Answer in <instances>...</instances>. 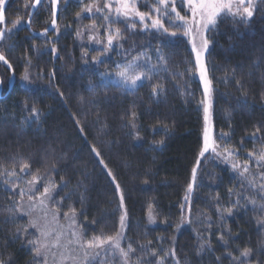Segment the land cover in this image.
I'll return each mask as SVG.
<instances>
[{
	"label": "trees",
	"instance_id": "obj_1",
	"mask_svg": "<svg viewBox=\"0 0 264 264\" xmlns=\"http://www.w3.org/2000/svg\"><path fill=\"white\" fill-rule=\"evenodd\" d=\"M96 1L84 0V4ZM26 2L31 4L32 0H11L6 16L16 10L25 19L29 11L25 8ZM256 5L254 16L246 23L231 16L219 21L218 27L209 34L213 45L207 54L214 86V134L229 133L230 139L219 141L229 147H238L243 141L240 157L244 158L249 152L258 154L264 147V139L253 140L250 136L260 126V135L264 137V0H256ZM81 7L77 0H68L66 4L62 0L58 40L54 30L46 37H35L22 27L16 37L6 36L0 41V51L12 63L15 81L12 85L5 84L0 93V260L5 264H42L28 244V241H37V234L29 228L25 238L23 230L30 223L14 208L19 205L21 196L10 186L9 177L4 173L5 169L11 171L14 167L19 171L22 162L32 164V173L37 169L43 172L48 166L46 160L56 162L58 171L50 173L52 179L57 184L62 177L68 181L60 196L68 192L73 195L60 203L56 202L60 200L57 196L51 205L57 213L76 209V222L80 233L84 234L83 240L101 232L110 235L115 231L120 215L119 211L114 212L118 196L114 183L90 150L94 146L124 192L128 212L126 237L137 248L136 254L130 257L133 264L138 258H143V264H158L159 257L148 256L138 245L152 241L153 247L148 252L160 247L168 250L173 247L170 243L173 237L175 255L165 257V264H231L223 255L225 247L217 242L216 224L211 233L214 251L206 250L197 255V234L203 232V226L195 222L203 216L211 217L218 224L214 197L219 195L222 208L230 206L229 200L236 198L229 197L228 189L238 191L240 178L227 165L213 160L202 164L201 186L191 202L193 223L182 224L179 231L175 229L180 223L181 203L191 169L196 164L203 128L202 110L196 107L203 98L202 86L197 78H190L185 72L194 63L186 39L167 37L160 41L151 32L130 35L123 48H129L135 41L138 48L131 55H136L140 45L148 46L150 54L159 47L166 55L167 70L161 66L151 82L145 81L134 92H124L114 83L90 89L89 82L98 84L99 72L111 69L119 54L116 48L110 51V58H102L103 64L91 63V58L101 49L86 46L75 36V31L94 21L99 25L102 19L86 14L76 19L75 14ZM50 19L51 9L45 0L34 14L31 27L42 30ZM114 25L124 28L122 23ZM51 40H57L59 58H54L45 47ZM9 44H12L10 48ZM33 44L39 46V51L31 48ZM26 54L32 60L29 71L33 82L22 86L20 77L26 67ZM85 59L89 64L83 63ZM10 76L8 67L0 62V78ZM157 83L166 91L154 97L151 88ZM33 106L40 110L38 118L30 115ZM130 112L137 113L133 122L138 138L136 130L129 127ZM161 140L163 144L155 143ZM27 177L31 178V174ZM78 181H83L79 189ZM244 194L255 198L252 190ZM150 204L155 223L148 221ZM258 220H264V211L253 210L252 205H248L246 211L226 215L224 226L230 228L235 237L229 241L227 251L238 255L236 249L245 246L257 250L264 243V226L258 224ZM17 229H20L19 234ZM158 237L166 238L162 245L157 242ZM126 243L123 241L124 247ZM218 256L221 257L219 262ZM256 259L254 255L251 264H256ZM259 260L264 264V255H259Z\"/></svg>",
	"mask_w": 264,
	"mask_h": 264
},
{
	"label": "snow or ice",
	"instance_id": "obj_2",
	"mask_svg": "<svg viewBox=\"0 0 264 264\" xmlns=\"http://www.w3.org/2000/svg\"><path fill=\"white\" fill-rule=\"evenodd\" d=\"M47 4L51 9V19L50 27L57 33V40L60 34V29L58 25V6L61 4L62 0H46ZM68 0H63L66 4ZM79 4L82 5L79 12L75 14L76 19H80L83 14H91L92 16L99 15L102 19L101 24H97L95 21L90 25L84 26V31H97L98 29H103L106 35L105 40H97L94 36H89L90 41H94L96 44L102 45V48L98 55L91 58V63L95 65L103 64L102 59L109 51H115L117 47L122 49L124 53V62L115 63V70L109 71L105 70L99 72V83L94 84L89 82L90 89H95L96 87H107L108 84L114 83L118 85L124 92H134L139 86L145 81L151 82L152 76L158 74L160 67L164 66L167 70V58L163 53L161 48H155V55L157 58V64L151 63V55L148 51H140L138 55L133 56L131 59H127L132 52L137 51V44L135 41L132 42L129 48H123V44L127 43L130 35H140L141 33L151 32L155 39L164 41L167 37H188L191 45V54L194 56V63L191 69H185L190 78H197L202 84V99L198 101L196 107L198 110H202L203 128L201 136V145L199 152L197 154V160L195 166L191 169V177L187 182L185 188V194L183 196V201L181 203V217L180 223L175 225L176 231H179L182 224H192V207L191 202L195 196L197 189L200 188L201 183V166L205 161L213 160L219 161L221 163L229 164L231 169L240 178V189L237 191L234 188L228 189L229 197L235 196L234 200H229V205L227 207H221L220 197L217 195L214 197L215 200V210L219 219V223L212 220L211 217H200L195 222L200 223L203 226V232L197 234V255H200L207 251H214L211 244V233L213 231V225L216 224L215 231L218 232L216 237L217 242L223 245L226 249L224 256L228 257L231 264H251V259L254 255L257 256L256 264H261L259 260V255H264V243H261L257 250H254L250 246H245L242 249L237 248L235 255L231 251H227L229 247V241L235 239L232 235L231 229L224 226L223 221L227 216L234 215L237 211L247 210L248 205L253 206V210L264 211V147L259 149L258 154L249 152V158L255 156L256 167L260 169L258 175L254 174L250 169L249 163L247 161L240 162L236 159L240 155V149L243 147V141L237 146H227L226 144H221L219 141H227L230 139V134L225 132H220L218 135L214 134L212 126V108H213V80L209 75V67L207 61V54L213 45V40L209 38V34L213 33L218 27L220 20L227 16L232 18L239 17L240 22L246 23L253 16L256 10L255 0H153V3L148 4L146 0L145 6L148 7V11H140L138 4L141 0H104L103 5L99 3L84 4V0H77ZM182 7L186 8V14L182 15L180 11L177 10V3ZM6 3L7 0H0V41H3L6 36L13 32V30L21 24L22 17H18L16 20L12 21V28H6L4 25L7 23L6 18ZM45 0H32L31 4L26 2L25 8H31L32 11L27 12L28 19L23 21L27 26H31L32 16L36 6L42 5ZM247 5V6H245ZM187 13H190L188 15ZM167 22V23H166ZM123 24L124 28L113 27L114 24ZM140 25L138 28L137 25ZM66 27H69L66 25ZM174 29V30H170ZM49 27L44 28L43 32L39 33L40 36H47L49 32ZM127 33V34H126ZM83 31L77 29L75 31V36L81 38ZM57 40L49 41L48 45L45 47L50 51L54 58H59V51L56 47ZM140 47H143L140 45ZM32 49L39 51V46L33 44ZM84 56L87 54L84 53ZM26 67L23 74L20 77L22 86H27L31 84L32 78L30 74V68L32 67V60L29 55H25ZM0 62H3L9 69H12V63L8 60L7 56L3 51H0ZM85 65L89 64V61L85 59L83 61ZM55 73H51L54 77ZM174 75L183 76L184 73H174ZM14 73L13 76L7 79L0 78V88L5 84H14ZM240 85V82L237 81ZM242 86V85H241ZM166 89L163 85L157 83L152 85L151 95L158 97L161 92H165ZM63 96V93H59ZM30 115L32 117L38 118L40 115V110L36 107L30 109ZM131 120L129 121V127L136 130L138 138V129L136 124L133 122L136 119L137 113H129ZM77 123H79L77 121ZM82 131V128H81ZM261 127L257 126L255 131L250 134L253 140L264 139L260 135ZM157 145L163 144V141L155 142ZM94 156L97 158L98 163L102 166V169L106 171V174L110 177L111 182L115 185V192L118 196V204L115 211H119L120 215L116 223L115 231L108 235L101 232L98 235H93L87 240L81 238L82 233H78L75 230L70 232V236L75 239H69L67 241V251L71 252L73 246L82 250L83 255L86 258V264H96L98 258H100V264H105L104 257H111L113 260L119 259L122 264H133L130 257L135 255L137 248L133 247V242L127 240L126 229L128 227V212L125 206V196L121 185L116 182V177L108 165L101 158V153L94 146L90 149ZM32 163H36L33 161ZM47 167L41 172L37 169L35 173H32V164L28 162H22L19 167V173L17 175L15 167L9 171L4 170L7 177L16 178L20 180L24 175L31 174V179L24 181L28 186L29 192V202L33 208L39 205L42 209L45 203H51L56 201V197L60 196V192L68 186V181L63 177L61 178L60 184H57L51 177V172H57L58 168L54 160H46ZM260 181L259 183L257 181ZM17 186H14V188ZM83 187V181L77 182V189ZM43 189L42 191L40 189ZM248 190L255 191L256 195L259 197L261 203H257V199L250 198L244 193ZM87 191V188H84ZM19 195L21 198L24 195V190L21 189ZM73 193L68 192L65 195L60 196V200L57 203L62 202L66 199H71ZM84 197L81 195L80 202L83 203ZM245 201L241 204L240 201ZM14 208L18 211L23 209L18 205H14ZM153 205H149L148 221L149 223H155L156 218L152 214ZM45 213V217H46ZM54 217L57 215H63L66 218H70L72 224L70 227L76 226V216L77 212L75 208H70L67 213H54ZM96 224L97 221H92ZM167 223V221H164ZM258 224L264 226V220H258ZM39 229L40 235L47 241L48 237H54L50 242L42 241H28V244L32 246V251L36 257H42L43 253L55 248L60 249L62 247L61 237L62 233H57L53 230H45L41 227L40 221L32 220L27 228L23 231L26 234L28 229ZM20 229H17L19 234ZM207 233V235H205ZM227 237V239L225 238ZM19 238V236H17ZM165 237H158L157 242L162 245ZM122 241H127L126 247L122 246ZM170 243L173 244L171 249L165 250L163 247L159 249L148 252L149 248L153 247V242L148 241L147 244H139L138 248L141 252H146L148 256L152 258L159 257L158 264H165V257L175 255V237L172 238ZM163 252V256H159V253ZM64 260H75V256L63 255L61 256ZM217 262L221 260V257H216ZM0 264H5L3 260H0ZM43 264H47L46 258ZM135 264H143V258H138Z\"/></svg>",
	"mask_w": 264,
	"mask_h": 264
},
{
	"label": "rangeland",
	"instance_id": "obj_3",
	"mask_svg": "<svg viewBox=\"0 0 264 264\" xmlns=\"http://www.w3.org/2000/svg\"><path fill=\"white\" fill-rule=\"evenodd\" d=\"M10 1L11 0L8 1L7 5L9 4ZM146 2L148 4H151V3H153V0H146ZM255 2H256V0H255ZM96 3H99L102 6L103 3H104V0H97ZM7 5H6V7H7ZM60 6H61V4H60ZM245 6H247V5H245ZM138 7H139L140 11L147 12L149 10L148 7L145 6L144 0H141V3L138 4ZM38 8H39V6H38ZM38 8H37V10H38ZM29 10H30V8H29ZM177 10L180 11V13L182 15L186 14V11H187L185 7H182L179 4V2L177 3ZM36 11H35V13H36ZM187 14L190 15V13H187ZM86 15L89 16V17L92 16L91 14H86ZM18 17H22L23 18L22 22H21L20 25H18L13 30V32H11V33H9L7 35L8 37H10L11 35H14L16 37L18 32L20 31V29L22 27H24L25 23H23V21H26L27 18H28V16L26 15V17L24 19V15L23 16L18 15L16 10H11L10 12H8V14L6 16V18H7V25L5 26L6 28H12L13 25H12L11 22L16 20ZM90 24H92V22ZM90 24H88V25H90ZM113 27H116V26L113 25ZM137 27L139 28L140 25L138 24ZM31 29L33 31H37V30H34L32 27H31ZM81 30L83 31V35L80 38L82 43L87 44L86 46H91V47L93 46V47H95L97 49H101L102 48V45L96 44L94 41H90L89 40V36H94L97 40H105L106 39V35H105L104 32L102 34V30L103 29H101V30L98 29L97 31L89 32V31H84V26H83L81 28ZM170 30H174V29H170ZM29 35L34 36L31 33ZM55 35H57L56 32H55ZM184 38L186 39L189 47L191 48V45H190V42H189V38L188 37H184ZM11 45L12 44H9L8 48H10ZM147 48H148V46L139 47L140 51H148ZM117 50H118V54L119 55H118V57L114 58L113 67L111 69H104V70H102L100 72H103L105 70L114 71L115 70V63L124 62V60H123L124 53H123L122 49L117 47ZM138 53L136 55H138ZM136 55L128 56L127 59H131L133 56H136ZM149 55H151V57H152L151 63L152 64H157L156 63L157 58H156L155 52H154V54L153 53L152 54L149 53ZM110 57L111 56H110V51H109L108 54L105 55L103 58H110ZM193 58H194V56H193ZM201 86H202V84H201ZM212 126H213V121H212ZM213 131H214V129H213ZM244 156H246V155H244ZM236 159L239 160L240 162L247 161L249 163V166H250V169L252 170V172L254 174L258 175L260 169H258L256 167L255 157L249 158V156H247L246 158H244V157H240V155H239L238 157H236ZM216 162H219V161H216ZM223 164H225V163H223ZM225 165H227L231 169L229 164H225ZM16 172H17V175H21L19 173V171H16ZM30 179L31 178H28L27 175H24L23 178L20 179V180H17L16 178H10V177L8 178L10 186L13 188V190L16 193H18V195H19L21 189L24 190V195H23L22 198H20L21 201L19 202V206L23 210L19 211V214L21 216L26 217L27 220L29 221V223L32 220H37L38 219L40 221V223H41V227L42 228H44V226L47 225V228L45 230H53V231H55L57 233H62L63 234L62 237H61L62 247L60 249L52 248V249L44 252L42 257H39L41 259L42 264H43V261H44L45 258H46L47 264H86V258L83 255L82 250H78L74 246H73L71 252H68L66 250L67 249V241L69 239H72V240L75 239L74 237L70 236V232L72 230H75L78 233H80L79 228L76 227V226L70 227V225L72 224V221H71L70 218H66L65 217L64 219H62L60 217V215H57V216L54 217L53 214L57 213V212L53 209L51 203L46 202L45 206L43 207V209L39 205H37L35 208H33L32 205L29 202L28 186L24 183V181L30 180ZM257 182L259 183L260 181L258 180ZM14 186H17V187L14 188ZM253 194H255V199L259 200V197L256 195L255 191H253ZM260 203H261V201H260ZM45 213L47 214L46 217H45ZM34 231L37 234V240H39V241L50 242L52 239H54V237L50 236V237H48L47 241H45V238L40 235V230L39 229H34ZM81 238H82V236H81ZM122 246H123V241H122ZM62 254L63 255L75 256V260H64V259L61 258ZM104 261H105V264H122L121 260H119V259L113 260L111 257H104ZM96 264H100V258L97 259Z\"/></svg>",
	"mask_w": 264,
	"mask_h": 264
},
{
	"label": "water",
	"instance_id": "obj_4",
	"mask_svg": "<svg viewBox=\"0 0 264 264\" xmlns=\"http://www.w3.org/2000/svg\"><path fill=\"white\" fill-rule=\"evenodd\" d=\"M8 1L9 0H7V3H8ZM7 3H6V5H7ZM39 6V5H38ZM38 6H36V8H35V10H34V13H35V11L37 10V8H38ZM59 9H60V5L58 6V16H59ZM29 11H32V9L30 8V10ZM34 15V14H33ZM33 17V16H32ZM28 19V18H27ZM6 26V24L4 25V27ZM26 27L28 28V30L30 31V33L32 34V35H34V36H40V35H38L39 33H41V32H43V30L44 29H42V30H40V31H33L32 29H31V27H29V26H27L26 25ZM47 27H49V32L48 33H50L51 31H53L52 29H51V27H50V24L47 26ZM47 33V34H48ZM9 69V68H8ZM9 71H10V73H11V76H13V70L12 69H9ZM0 93H1V88H0Z\"/></svg>",
	"mask_w": 264,
	"mask_h": 264
},
{
	"label": "flooded vegetation",
	"instance_id": "obj_5",
	"mask_svg": "<svg viewBox=\"0 0 264 264\" xmlns=\"http://www.w3.org/2000/svg\"><path fill=\"white\" fill-rule=\"evenodd\" d=\"M6 25H7V23H6ZM24 28H26V30L29 32V34H30V31L28 30V28L26 27V24H24ZM37 31H40V30H37Z\"/></svg>",
	"mask_w": 264,
	"mask_h": 264
}]
</instances>
